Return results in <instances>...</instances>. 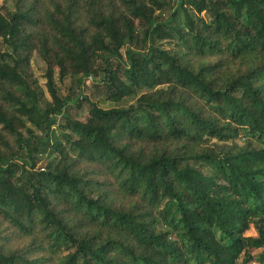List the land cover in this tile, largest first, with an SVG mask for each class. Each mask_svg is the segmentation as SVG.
<instances>
[{
  "label": "trees",
  "instance_id": "obj_1",
  "mask_svg": "<svg viewBox=\"0 0 264 264\" xmlns=\"http://www.w3.org/2000/svg\"><path fill=\"white\" fill-rule=\"evenodd\" d=\"M9 1L0 264H264V0Z\"/></svg>",
  "mask_w": 264,
  "mask_h": 264
},
{
  "label": "rangeland",
  "instance_id": "obj_2",
  "mask_svg": "<svg viewBox=\"0 0 264 264\" xmlns=\"http://www.w3.org/2000/svg\"><path fill=\"white\" fill-rule=\"evenodd\" d=\"M6 1L7 4H10L9 0H0V5ZM165 17H167V14L165 13L164 15ZM164 17V18H165ZM32 68L35 72V74L38 76V78H40V76L43 74V70H44V64L42 62V60L37 56L34 55L33 59H32ZM40 83L43 84L44 81L42 79H39ZM57 87H58V93L59 96L61 98H64L66 96L72 97V94L77 91L76 90V86H75V80H67L65 81L63 84H59L57 83ZM83 94L84 96H88L91 100L95 101L97 100V96L95 95L94 92V87L91 86V84L89 82H87V85L85 87V89L83 90ZM103 107H111V106H116V105H112V104H101ZM86 107H84L81 111H76L74 108H72L71 111V115L78 118V119H82L85 114H86ZM58 120H61L60 118H58ZM61 123V122H60ZM246 236L249 237H256L257 234L255 232V229L253 228V226H250V229L246 232ZM255 254H264V249H260L257 250L255 252ZM253 264H259L258 262H254Z\"/></svg>",
  "mask_w": 264,
  "mask_h": 264
}]
</instances>
